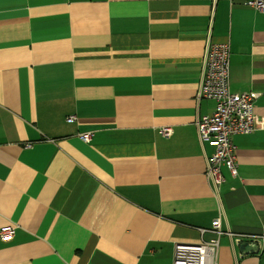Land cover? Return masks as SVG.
Listing matches in <instances>:
<instances>
[{
    "label": "crops",
    "instance_id": "0c3cea01",
    "mask_svg": "<svg viewBox=\"0 0 264 264\" xmlns=\"http://www.w3.org/2000/svg\"><path fill=\"white\" fill-rule=\"evenodd\" d=\"M226 42L230 91L264 117V13L243 0H0V264H174L214 239L235 264L230 239L264 235V130L233 137L215 190L196 123Z\"/></svg>",
    "mask_w": 264,
    "mask_h": 264
},
{
    "label": "built area",
    "instance_id": "2783aa9c",
    "mask_svg": "<svg viewBox=\"0 0 264 264\" xmlns=\"http://www.w3.org/2000/svg\"><path fill=\"white\" fill-rule=\"evenodd\" d=\"M243 2L246 6L264 13V0H243ZM230 58V42L214 44L209 47L200 97L215 101L216 108L213 115L203 116L196 123L200 140L208 142L214 148V152L208 160L207 176L215 190L225 183L221 167H226L233 179L238 178L236 146L233 143V137L264 130V117L257 116L253 111V103L257 95L252 93L235 94L230 91ZM72 121L73 117L69 118L67 122L71 123ZM161 132L166 137L172 135V129L169 127L163 128ZM79 138L88 142L91 139V134H83ZM208 231L218 237L223 234L221 217L213 222L212 229ZM15 236V225H6L0 229L2 242H11ZM248 238L254 239L253 242L259 241L261 251L263 250L264 235ZM219 243V239H214L199 245L177 244L174 264H216Z\"/></svg>",
    "mask_w": 264,
    "mask_h": 264
},
{
    "label": "water",
    "instance_id": "95a60500",
    "mask_svg": "<svg viewBox=\"0 0 264 264\" xmlns=\"http://www.w3.org/2000/svg\"><path fill=\"white\" fill-rule=\"evenodd\" d=\"M205 66L206 65H204V69H203V77L205 72ZM203 77H202V82H203ZM228 231L230 232L229 227H228ZM230 244H231L235 264H238V260L243 258L244 256L257 255L261 251V244L259 241H254V242L243 241V240H234L233 238H231Z\"/></svg>",
    "mask_w": 264,
    "mask_h": 264
},
{
    "label": "rangeland",
    "instance_id": "374dc122",
    "mask_svg": "<svg viewBox=\"0 0 264 264\" xmlns=\"http://www.w3.org/2000/svg\"><path fill=\"white\" fill-rule=\"evenodd\" d=\"M263 250H264V248H263ZM263 250L261 251V253H263Z\"/></svg>",
    "mask_w": 264,
    "mask_h": 264
},
{
    "label": "trees",
    "instance_id": "16d2710c",
    "mask_svg": "<svg viewBox=\"0 0 264 264\" xmlns=\"http://www.w3.org/2000/svg\"><path fill=\"white\" fill-rule=\"evenodd\" d=\"M264 254V253H263Z\"/></svg>",
    "mask_w": 264,
    "mask_h": 264
}]
</instances>
